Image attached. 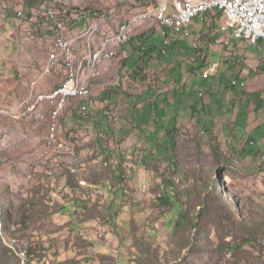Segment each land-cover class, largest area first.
<instances>
[{"label":"rangeland","instance_id":"374dc122","mask_svg":"<svg viewBox=\"0 0 264 264\" xmlns=\"http://www.w3.org/2000/svg\"><path fill=\"white\" fill-rule=\"evenodd\" d=\"M63 1L65 6H77L83 11L92 9L90 7H99L115 13L116 19L112 23L114 29L121 21L144 8L143 6H148L150 2ZM86 6L88 8H85ZM205 21L204 14L194 16L190 29L205 28ZM166 31L170 36L180 37V34L170 29ZM166 38L168 39V35L166 37L161 29L154 30L152 35H136L132 38L133 47L140 43L137 47L141 50L140 54L135 53L132 56L133 60L139 55H142V58L149 56L143 46L150 49L153 46V50L149 49L152 54L148 59V62L152 63L151 68L144 73L140 71L141 74L137 75H142V80L148 83L145 84L143 92L137 95V86L131 77L136 75L128 73L134 63L129 65V70H125L122 63L116 75L120 84L127 77L125 96H112L111 101L116 103L115 105L121 101L131 109L142 106L148 112L146 120L151 126H156V123L152 117L153 105L150 101L155 97L157 89L174 85L178 90V98L184 94L191 101L195 111L188 109L187 115L199 120L203 126L196 123L183 126L176 147L179 160L168 179L174 188L169 189L171 183L162 181L167 188L159 185L154 189L152 185L150 190L140 191L141 186L147 187L149 184V173L139 170L137 174V169L132 167L129 173L134 188L131 189L128 184L120 186L119 192L122 191L123 196L118 198L119 202L114 200V193L109 192L112 200L108 201L107 198L103 202L102 199L96 198V206L91 203V196L95 192L80 193L83 196L82 202L88 207V212L84 211L85 215L95 218L96 222L86 219L73 225V230L65 231L73 222L72 217V221L63 223L59 217L54 216V212L60 207V200L66 204L71 198L68 195L66 197L67 193L62 185L57 187L58 190L52 195L45 188V172L51 170L54 177L59 169H68L71 163H76L78 168H82L83 159L79 153L75 160L65 156L48 157L44 154L34 159L10 157L13 155L12 147L15 149L18 146L20 134H15L17 130H2L0 230L3 236H0V264H22L20 250L25 251L24 264H264V62L258 64L253 59L242 56V63L249 67L251 75H242L238 67H234V70L228 69L229 72L219 71L218 74L206 75L203 74L200 63L189 58L192 55L194 59L199 60V53L186 50L184 44L179 45V49L168 48L169 46L164 44ZM246 42L239 41L246 51L255 52L264 58L259 46H251ZM211 55V58H214L219 53ZM164 70L169 72L168 75L157 82ZM174 76L177 79H174ZM183 76L184 82L181 81ZM101 77L102 75L99 78ZM251 83H254L251 87L247 86ZM245 89L252 93H244ZM74 107L73 104L68 110L72 111ZM72 112L75 113L77 121L66 127V131L62 128L61 130L72 132L71 140H75L78 132L88 135L95 125V120L93 116L87 117L80 113L78 115L74 109ZM206 117L219 124L220 131L226 134L219 135V138L228 140L229 157L233 160L224 157V161L231 167L240 169L226 168L222 178L217 179L215 192L210 187L213 184L211 175L214 176L210 169L216 167L210 147L215 148V145L205 142ZM233 119L235 123L227 125ZM105 126L104 131L109 135L112 134L110 128L113 127V131L116 129L113 120L109 126ZM129 130L132 133L138 132L137 128L130 127ZM176 130L177 128L172 130L173 138ZM120 132L118 129L117 135L114 136L115 145L121 139ZM44 134L45 126L37 124L33 136L38 144L42 143ZM156 138L153 136L151 140H147L150 146ZM140 146L141 143L138 144L139 148ZM113 150L116 156L121 153L120 148L114 147ZM87 156L90 161L98 157L95 149H91V154ZM135 159L133 157V160ZM29 165L34 168L32 179L27 178ZM107 165L116 166V162ZM161 167L162 171H159L164 172L165 165L162 164ZM152 173L150 170V174ZM88 175L89 179L93 176ZM164 178L162 176V179ZM157 183L160 184L161 181L158 180ZM144 195L149 197L144 199ZM160 196L164 201L159 200ZM123 204L128 206L124 211ZM180 215L184 218L182 222L178 221ZM75 216L76 221L83 217L80 211ZM96 225L101 228L98 229ZM9 242L14 244L13 248L8 246ZM100 243L102 245L98 246ZM100 249L104 254H98Z\"/></svg>","mask_w":264,"mask_h":264},{"label":"crops","instance_id":"0c3cea01","mask_svg":"<svg viewBox=\"0 0 264 264\" xmlns=\"http://www.w3.org/2000/svg\"><path fill=\"white\" fill-rule=\"evenodd\" d=\"M40 1L41 0H0V106L8 108H15L17 106L28 107L30 104L36 102V109L29 113L30 118L28 119L19 120L0 115V131L10 130L12 132L17 130L15 134H20L18 146L15 148L16 150L12 147L13 155H10V157L17 156L22 159L39 158L41 154H44L42 150V147L44 149V143L38 144L33 134L37 124L43 127L45 126L43 122L37 119L38 111H43V113L46 114L52 104V102L48 100L38 102L36 101L37 95L30 94L49 92L52 88L54 89L56 86L60 85L64 80V70L60 67H57L52 73L43 74L47 58L52 56V51H48L53 46L54 33L52 31V26L46 22L43 17L37 16L34 22H29L25 17H19L16 14L19 10L23 12L24 16L30 15L39 6ZM75 3L76 2H71V4ZM85 8L88 7L86 6ZM204 15L206 20L205 28L191 30V23L185 32L179 33L180 37H177V35L170 36L166 31V29H169V27H167L165 29V36L167 37L168 35V39L166 38L167 40L165 41L169 46L168 48L175 50L180 48L179 45L184 44L186 50L199 53V60L194 59L192 55L187 56H189L192 61L199 62L201 69H203V74L206 75L218 74L219 71L229 72L228 69L233 68L234 70V67L240 68V73L244 76L251 75L252 72L249 67L242 63L243 60L241 57L251 58L258 64L264 62V58L255 52L246 51L242 47L243 45L239 43V41L243 40H230L229 31L223 28L225 20L221 14L218 12H208ZM221 18L223 19L221 20ZM122 22L123 21L120 23ZM83 25L84 23H71L68 36L72 38V40L76 39L84 29ZM138 26H136L137 28L134 36L152 35L154 30L159 29L155 24L149 23ZM116 28L114 29L112 27V23H101L100 29L93 39V46L98 45L102 38L111 34ZM41 41H43L44 47H39L38 43ZM133 43L134 42H130L121 45L122 47L117 46L116 59L106 63L102 73L100 62L98 65V76L96 78L88 77L83 81L85 75L88 74L84 71L80 72L81 82L89 87L91 91L93 98L91 104H95L94 108H90L89 111L94 114L93 120H95L96 126H92L93 129L89 131L88 135L78 132L75 135L77 139L71 140L73 139L72 132H62V130L66 131L68 127L75 124L77 121L75 119L76 115L74 117L75 113L72 112L73 109L79 115V104L87 105V101L85 102L83 99L71 100V102H69L71 105L68 103L65 109L66 116L64 113L61 118L63 127L59 133V139L74 144L77 147L79 156L83 159L82 168H78L76 165V173H71L68 169L62 168L59 169L54 177L46 176L47 181L45 182V188H47L52 195L55 194L53 192H56L62 185L64 191L67 193L66 197L68 195L71 198L66 204L60 200L61 204L58 209L61 211H57V209L54 212V216L56 218L59 217L63 223H69L72 221L70 219L72 217L73 222L65 228V231H69L72 229L73 225L81 223L86 219L92 220L94 223L96 222L95 218L85 215V212H88V207L85 206V202H82L83 196H81L80 193L85 194L87 191L95 192V194L91 196V203H94L96 206L98 205V203H95L96 198L102 199L101 201L103 202L107 198L108 201L112 200L108 195L109 192H113L115 197L114 200L119 202L120 197L123 196V192H119V189L121 190L120 186L128 184L131 186V189L134 188L131 184L133 181L129 173L131 169H133L132 167L137 169V174H139V170H144L149 173V184L147 187L141 186V189L137 186L140 191H146V189L150 190V186L152 185H154L152 186L154 189L159 187V185L167 188L163 185L162 181L168 179L167 176L176 169L175 166L177 160H179L176 147L178 138L184 129L183 126H191L195 123L201 125L199 120L195 119L193 116L190 117L187 115L188 109H192V112L195 111L192 107L193 104L184 94L178 98V90L174 85L169 88H164L162 86L157 89L155 97H150V102H152L153 105L151 110V112L153 111L152 117L154 118L156 126H151L147 123L146 118L149 115L142 106L131 109L121 101H118L119 103L117 102V105L111 101L112 96H117L119 98L125 96V81L127 77H125L121 82L122 84H120L118 76L116 75L122 63L125 65V70H129V65L134 63L131 65L132 69H130L128 73H130V75H136L131 77L137 86V90L135 91L137 95L143 92V88L146 87L145 84L148 83V81L142 80V75H137L138 73L141 74L140 71L144 73V71L151 68L150 66L152 63L148 62V59L152 54L150 50H153V46L151 49L143 46L147 50L146 53L149 52V56L142 58V55H139L136 60H133L132 56L137 53V50H139L137 46L140 44L133 47ZM75 44L80 55H85L88 48L85 40L76 39ZM260 45L261 43L255 46H259L260 51L264 53V49ZM212 53H219V55L211 58L213 56L211 55ZM168 73V71L164 70L160 75L158 74L160 78L157 82L168 75ZM101 75L102 77L99 78ZM185 76L182 77V82H184ZM174 79H177V77L174 76ZM254 83L247 86L251 87ZM247 86H245V88ZM244 93L248 94L252 92L245 89ZM73 104L75 107L72 111H69L68 108L70 109ZM8 118L11 119V121ZM111 120L114 121V127L116 128L114 131L112 129L113 127L110 128L112 136L104 131V126L107 124L109 126ZM234 123L235 119L230 120L227 125ZM129 126L137 128L139 133H132V131L129 130ZM151 127H153V129H151ZM125 128H127V130H125ZM176 128L177 132L173 138L172 130L174 131ZM118 129L121 131L119 134L121 139L118 142L121 143L118 144L117 142V145H115L114 136L117 135ZM145 129L147 130L145 131ZM206 129L205 142L215 145V148L209 145L211 151H213V163L215 165H223L224 170L226 168L240 170L235 166L231 167V165L224 161V157H228L231 160L233 159L229 157L230 148L228 140L219 138V135L226 136L225 132L220 131V125L212 122L209 117H206L205 130ZM153 136L157 138L154 141L152 140L154 143L150 146L147 140H151ZM139 143H141L140 148L138 147ZM37 144L38 147L35 148ZM114 147L121 149V153H119L118 156L113 153ZM91 149H95L98 155L94 161H90L91 159L87 156L91 154ZM133 157L136 159L133 160ZM86 160L89 161L85 163L84 161ZM115 162L116 166L112 165ZM107 164L112 166H108ZM162 164L165 165L164 172H160L162 171ZM237 164L239 165V163ZM150 170L153 171L152 174H150ZM170 170L172 171L170 172ZM88 174L93 176L89 179ZM118 174L122 179L117 178ZM162 176L165 178L162 179ZM158 180L161 181L160 184L157 183ZM134 185L136 186L138 184ZM143 197L147 199L149 196L144 195ZM77 207L79 208L78 210ZM126 207L128 208V206L124 205L122 208L123 211ZM79 211L83 217L76 221L74 218ZM96 227L98 229L101 228L98 225H96ZM92 238H94V236H92ZM46 240H48V238H46ZM101 245L100 243L98 246ZM100 251H102V249L99 250L98 254L102 255L103 252Z\"/></svg>","mask_w":264,"mask_h":264},{"label":"built area","instance_id":"2783aa9c","mask_svg":"<svg viewBox=\"0 0 264 264\" xmlns=\"http://www.w3.org/2000/svg\"><path fill=\"white\" fill-rule=\"evenodd\" d=\"M154 4V14L146 19H137L136 12L133 23L122 22L121 34L112 45H105V39L99 47L98 53L101 55V73L104 71L106 63L110 62V56L115 55V49L119 44H124V40H132L136 26L154 23L162 30V23H166L168 15H175V24L169 26L174 33L185 32L192 23L194 16L208 12H218L225 20L224 29L230 34V40L239 41V36H246V41H261L264 49V0H182L181 8H174L170 2L168 4ZM147 6V5H146ZM143 6V7H146ZM17 16L25 17L29 22H34L35 17H43L52 26L54 33L53 46L48 51H52V58H47L43 74L54 72L57 67L64 70L65 86L63 90L53 88L46 93H32L40 97L45 94L54 95V103L50 105L49 111L44 114L38 111L37 119L45 125V134L42 143H49V136H53V130L48 127V120L55 118L68 96L75 90L69 82V74L73 70L74 53L77 46H72V38L68 36L71 23H84L83 28L88 25H95L100 28V24L106 22L108 16H112L111 11H104L99 7L87 9L86 12H79L76 9H66L63 0H41L39 6L28 16H24L22 11H17ZM165 34V31H163ZM86 44L92 43V39H87ZM166 45V41L164 42ZM39 47H44L43 41L38 43ZM137 50L136 54H140ZM89 66V58L85 56V68ZM91 75H85L83 81ZM29 95V96H30ZM95 104H79V113L86 114L87 108H94ZM6 110H13L19 120L30 118L29 107L8 108L0 106ZM51 145H62L63 147H73L72 143L60 140ZM20 246V245H19Z\"/></svg>","mask_w":264,"mask_h":264},{"label":"bare ground","instance_id":"6f19581e","mask_svg":"<svg viewBox=\"0 0 264 264\" xmlns=\"http://www.w3.org/2000/svg\"><path fill=\"white\" fill-rule=\"evenodd\" d=\"M150 2L158 3V4H168L170 2V4L174 8H181V6H182V0H150ZM150 2H148V6L144 7L143 9L139 10L138 12H136V18L137 19H146V18H148V16H151L154 14V4H149ZM65 8L66 9H76L79 12H86L85 10L84 11L79 10V8L77 6H75V7L65 6ZM111 14H112V16L107 17L106 23H113L115 21V19H116L115 13L111 12ZM134 17H135V13L132 14L131 16H129L125 20V23H133ZM174 24H175V15H168L166 17V23H162V31H165V29L167 27L173 26ZM99 29L100 28H97V26H95V25H88V26L84 27L83 31L76 38V39H83L85 41L87 39H92V43L87 44L88 48H87L86 54L83 56L80 55L78 50H75L74 61H73V70L69 74V82L73 86V88H75V90L65 100L62 108L56 112L55 118L53 120H48V127H51V130H53V136H49V143H57V141H60L59 133H60V130L62 128L61 127V118L63 117V115L66 111L65 109H66V107H67V105L71 99L80 97V98H83L84 100H86L88 103L93 102V98H92L91 91H90L89 87L84 85L80 80V72L84 71V72H86V74L91 75V76H89V78H96L98 76V65L101 62V55L98 53L97 47L100 46V44L102 43V41L104 39H105V45H112L113 41L116 40V38H118L119 35L121 34L122 23H120L118 25V27L116 28V30H114L111 34L102 38V40L99 42L98 45L93 46V39L97 35ZM76 39L72 40V46H76V44H75ZM239 40L246 41V36H239ZM130 42H131V40H124V44H119L118 46L125 45V44H128ZM247 42L251 45V41H247ZM260 43H261V41H253V46L260 44ZM162 52H164V50H162ZM116 53H117V50L115 49V55L110 56V61L115 60ZM85 56H88V58H89V66L86 68H85ZM50 58H52V56ZM64 86H65V79L63 80V82L60 85L56 86L54 88V90H63ZM42 100L51 101L53 104L54 103V95L53 94H45V95H41L40 97L36 96V101L39 102ZM28 107H29V113L34 111L36 109V102L33 104H30ZM0 115L9 116L13 119H19V116H16L14 114L13 110H6L4 112V109L0 108ZM49 143H44V149H43L44 155H47L48 157L49 156H56V157L57 156L58 157L65 156L66 158L74 159V160L78 158V151H77L75 145H73L72 148L71 147H63L62 145H51L49 147ZM68 168L70 169V171L72 173L77 172L76 163L75 164L71 163L70 166H68ZM33 173H34V168H33V166L29 165L27 178L32 179L34 176ZM45 173L48 176L53 175V172L51 170H47ZM8 246L13 248L14 244L9 242ZM19 255H20L22 264H24L25 251L20 250Z\"/></svg>","mask_w":264,"mask_h":264},{"label":"trees","instance_id":"16d2710c","mask_svg":"<svg viewBox=\"0 0 264 264\" xmlns=\"http://www.w3.org/2000/svg\"><path fill=\"white\" fill-rule=\"evenodd\" d=\"M132 41V40H131ZM79 99H83V98H80V97H78V98H74V99H71V100H79ZM70 100V101H71ZM84 100V99H83ZM85 102H86V100H84ZM86 104L87 105H90L91 103H87L86 102ZM90 108H87L86 109V114H84V116H87V117H92L94 114H92V113H90ZM174 166H175V164H174ZM172 167V166H171ZM176 167V166H175ZM68 170L70 171V169L68 168ZM212 172V174H214V176L213 175H211V177H212V185H210V187H212V189L214 190V192H215V190H217V179H219V178H222V173H223V171H224V168H223V165H221V164H219V165H216V167H214V168H212V169H210ZM172 170H170V172H171ZM71 172V171H70ZM72 173V172H71ZM172 173V172H171ZM170 173V174H171ZM45 175L46 176H48L46 173H45ZM53 176V175H52ZM52 176H48V177H52ZM170 177H171V175H168L167 176V178L168 179H170ZM117 178H120V179H122L121 178V176L118 174L117 175ZM168 179H165V181H166V183L168 182V184L169 183H171L170 184V189H172V188H174V185H173V183L171 182V181H169ZM159 200H161V201H164L163 200V198H161V196L159 197ZM166 201V200H165ZM226 205H228V204H226ZM0 211H1V209H0ZM0 215H1V212H0ZM179 222H182V221H184V218L182 217V215H180V219L178 220ZM0 229L2 230V228H1V225H0ZM0 230V236L2 237L3 236V233H2V231Z\"/></svg>","mask_w":264,"mask_h":264}]
</instances>
